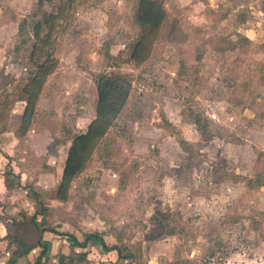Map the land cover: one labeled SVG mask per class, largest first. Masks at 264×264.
Returning <instances> with one entry per match:
<instances>
[{
  "label": "rangeland",
  "instance_id": "1",
  "mask_svg": "<svg viewBox=\"0 0 264 264\" xmlns=\"http://www.w3.org/2000/svg\"><path fill=\"white\" fill-rule=\"evenodd\" d=\"M77 1L44 0L34 40L37 0H0V92L35 71L28 101L0 119V237L42 207L79 241L98 232L108 246L138 248L134 264H264V17L252 11L237 26L245 9H226L238 0L141 1L142 38L124 63L140 31L134 0ZM244 28L250 43L222 50ZM71 145L85 165L74 177L64 170ZM3 174L19 186L6 190ZM44 237L57 258L64 237ZM97 261L93 252L80 264Z\"/></svg>",
  "mask_w": 264,
  "mask_h": 264
},
{
  "label": "trees",
  "instance_id": "2",
  "mask_svg": "<svg viewBox=\"0 0 264 264\" xmlns=\"http://www.w3.org/2000/svg\"><path fill=\"white\" fill-rule=\"evenodd\" d=\"M141 1H146L148 4H152L154 0H134V4L132 6V16H131V22L139 28V34L137 38L135 39L134 43L131 45V49L129 51V57L128 59H125L124 63L126 62H131L132 60V54H133V49L134 47L138 44V42L142 38L141 34V23L139 19V5ZM237 1V0H236ZM239 1H243L246 3L248 0H238L237 2L234 1V4L238 3ZM43 2L44 0H37L36 2V7L38 10H42L41 14V19L36 20L32 23L31 25V35L32 39H36L37 36L39 35L41 29L43 28L44 24L47 21V13L43 11ZM83 4L82 1H77L74 3V6L77 7L79 5ZM72 6V8L74 7ZM141 6V5H140ZM260 6L261 10L264 14V0H260ZM227 12L225 11L220 14L219 16V21L225 19L227 17ZM245 14L244 13H239L238 15H235L234 20L235 22L238 23H243L245 21ZM27 20L23 18L20 23L17 26V33L20 34L22 24L26 22ZM230 38V37H229ZM222 41V50L226 48V50H234L240 45H246L250 43L249 39L246 37H238L234 40L232 39H221ZM137 42V43H135ZM136 44V45H135ZM261 46L264 51V41L261 43ZM121 51H118L116 55H113L112 53H108V56H113L114 59L121 58L120 55ZM123 54V53H122ZM29 65L31 64V53H29ZM31 66V65H30ZM184 65L183 63H180L179 69L177 71V75H180L181 73L183 74L184 72ZM27 77L24 78L22 87H14L11 91V93H2L3 91L0 92V119H2L3 116L11 111L12 106L17 103V102H23L26 103L28 101V95L24 92V87L25 84L34 81V75L35 71L33 68H29L28 71H26ZM109 77H118L121 79H124L125 77L121 74H113L110 73L108 75ZM11 80V79H10ZM12 83V82H11ZM4 84H9V82H4ZM187 117L190 119L192 124H194L197 127V131L199 132L200 136L202 138L205 137V122L201 124V113L197 109H189L187 113ZM89 129L86 127L85 131L79 135H74L71 136L70 138V144L73 143V141H79L78 140L80 137H83L88 134ZM4 132V128L2 127L0 129V133ZM87 137V136H85ZM84 137V138H85ZM104 136H102L100 139L102 140ZM105 141V138L103 139ZM77 150L76 145H71L70 150L67 151L65 161H64V170L67 169H75L73 177L76 176L83 168L84 164L82 163L79 165V162L77 163L76 161H79L77 159V155L75 154V151ZM102 150L104 154L107 156L109 155V145L106 144L105 142L102 144ZM75 155V157H73ZM72 157V158H71ZM2 186L6 189L9 190L13 187H18L19 186V179L15 180L13 182L12 179L7 178V175L3 174L2 175ZM45 213V209H42V207L39 209V211L34 212L29 220H21L19 222L17 221H11L10 225L13 227V234L12 236L4 235L0 239L4 240L6 243V248L8 249L10 246L13 248L10 250L9 255L6 259V264H16L17 260L20 259L21 257H24L28 255L31 251L35 252V260L33 264H39L40 260L43 259L44 261L41 264H45V261L48 259V253L50 250V242L46 240L44 237V234H51V235H56V236H63L64 241L67 243V248H77L78 252L74 253L72 249H69V252L71 254L69 255H64V254H58V258L56 260V264H74V262H83L85 260V254L86 252L84 251L85 249L88 248L89 245L91 246H97L99 247L102 251H109L113 250L116 253V257L118 260H123L127 261L125 264H132L135 262V254L139 252V249H135L132 247H128L126 245H111L108 246L107 243L104 241L103 237L100 235L98 232H92V233H83L81 235L82 239L81 241H78L72 233H62L56 228L52 227L49 225V222L44 219L43 214ZM39 217V219H37ZM22 229V230H21Z\"/></svg>",
  "mask_w": 264,
  "mask_h": 264
},
{
  "label": "crops",
  "instance_id": "3",
  "mask_svg": "<svg viewBox=\"0 0 264 264\" xmlns=\"http://www.w3.org/2000/svg\"><path fill=\"white\" fill-rule=\"evenodd\" d=\"M184 1V0H183ZM188 2H190V0H187ZM196 3L198 4H201L203 3L202 0H194ZM238 5V6H237ZM234 7L236 8H244L245 9V21L243 23H238L236 22V25L239 26V27H242V26H245L249 23L250 21V18H251V15H252V11H255L257 13H259L261 16L264 17V14L261 10V6H260V0H249L247 1L246 3H244L243 1H239L238 3L232 5L231 7H229L228 9H226V11H230L229 14L231 12H234L236 11L237 9L233 10ZM215 8L217 10H219V5H215ZM221 8V7H220ZM216 10V11H217ZM229 14H227V17H229ZM222 21V20H221ZM238 33L240 32V36L242 37H246L247 39H249V41L251 40L250 37L246 34V31H245V28L242 32V30L240 29L239 31H235V33ZM242 32V33H241ZM135 57V56H134ZM2 237V236H1ZM0 237V238H1ZM52 237H56V238H59V236H56V235H52ZM49 241V239H46ZM78 240V239H77ZM79 241V240H78ZM54 243H56L54 241ZM52 244V243H51ZM61 245L59 248L61 249V251L58 253V254H64V255H69L68 253H66L65 251L66 250H69L67 248V243L63 240L61 241ZM54 245V244H53ZM52 245H50V248H51ZM6 247V245H5ZM0 248H1V244H0ZM86 252L85 254V260L83 262H85L89 256H91L93 254V252H97L98 254V260L96 262V264H119V261L116 257V253L113 251V250H109V251H102L99 247L97 246H91L89 245L87 249L84 250ZM73 252L74 253H77L78 250L76 248L73 249ZM70 256V255H69ZM57 258H58V255H57ZM57 258L53 257V258H50V259H47L45 261V264H50L49 262H51V264H56V260ZM6 259L7 257H4L1 252H0V264H6ZM35 260V252L34 251H31L28 255L24 256V257H21L20 259L17 260L16 264H33ZM44 260L41 259L39 262V264H41ZM82 262H74V264H80ZM44 264V263H43ZM134 264V263H132Z\"/></svg>",
  "mask_w": 264,
  "mask_h": 264
}]
</instances>
